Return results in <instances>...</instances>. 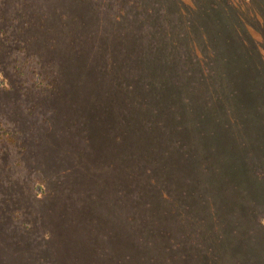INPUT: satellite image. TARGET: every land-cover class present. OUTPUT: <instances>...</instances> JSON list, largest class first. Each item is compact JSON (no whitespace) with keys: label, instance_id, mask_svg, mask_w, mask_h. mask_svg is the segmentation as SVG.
I'll return each mask as SVG.
<instances>
[{"label":"rangeland","instance_id":"1","mask_svg":"<svg viewBox=\"0 0 264 264\" xmlns=\"http://www.w3.org/2000/svg\"><path fill=\"white\" fill-rule=\"evenodd\" d=\"M0 72V264H264V0H0Z\"/></svg>","mask_w":264,"mask_h":264},{"label":"trees","instance_id":"2","mask_svg":"<svg viewBox=\"0 0 264 264\" xmlns=\"http://www.w3.org/2000/svg\"><path fill=\"white\" fill-rule=\"evenodd\" d=\"M6 82H5V78H4V76L2 75V73L0 72V85H3V84H5ZM155 110H156V112H157V114H158V117L160 116V112L162 111V109H160V108H154Z\"/></svg>","mask_w":264,"mask_h":264}]
</instances>
